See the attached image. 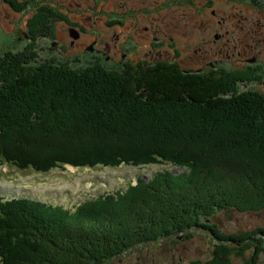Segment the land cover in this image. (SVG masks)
Wrapping results in <instances>:
<instances>
[{
  "label": "trees",
  "instance_id": "trees-1",
  "mask_svg": "<svg viewBox=\"0 0 264 264\" xmlns=\"http://www.w3.org/2000/svg\"><path fill=\"white\" fill-rule=\"evenodd\" d=\"M34 48L0 56V166L184 171L73 209L0 199V264H110L198 233L210 236L211 253L188 264H257L264 226L226 232L217 216L264 212V92L244 89L243 74L40 60Z\"/></svg>",
  "mask_w": 264,
  "mask_h": 264
},
{
  "label": "flooded vegetation",
  "instance_id": "flooded-vegetation-1",
  "mask_svg": "<svg viewBox=\"0 0 264 264\" xmlns=\"http://www.w3.org/2000/svg\"><path fill=\"white\" fill-rule=\"evenodd\" d=\"M0 29V54L37 42L34 49L48 58L109 68L156 60L224 74L230 66L244 70L243 87H264L255 78L264 74V0H0Z\"/></svg>",
  "mask_w": 264,
  "mask_h": 264
},
{
  "label": "rangeland",
  "instance_id": "rangeland-1",
  "mask_svg": "<svg viewBox=\"0 0 264 264\" xmlns=\"http://www.w3.org/2000/svg\"><path fill=\"white\" fill-rule=\"evenodd\" d=\"M181 14L184 15V13ZM94 17H96V14ZM166 27H168V34L174 37L176 41L183 40V34L176 32V28L170 23H167ZM4 34L0 29V41L3 40ZM192 41L185 42V44ZM196 44L200 45L198 41ZM34 45L37 49L40 47L37 42ZM41 45H44V43H41ZM9 54H12V52L7 51L4 54H0V56L4 57ZM38 56L40 60L47 58L45 54L38 53ZM53 60L63 62L62 60L64 59L55 57ZM68 60L72 63L77 61L73 58H68ZM68 60H64V62H69ZM82 64L85 63L82 62ZM256 64L262 69V65L259 62H252L253 69L257 67ZM247 66H249L248 63ZM228 68L224 73L230 74V76L244 71H234L230 66ZM255 78H260L264 81V74L255 76ZM247 87L253 89L255 85ZM247 87H244V89ZM257 89L264 92V87ZM166 170L176 175L184 171L170 164H159L144 168L120 166L113 169L103 167L94 169L73 168L66 166L64 168H55L47 174H42L36 173L32 169L21 170L4 165L0 166V199L24 196L52 203L53 205H61L66 209H73L86 200L105 194H114L117 191L124 192L129 185L136 183V178L148 182L154 173ZM217 218L220 221L221 229L231 233L252 231L259 226H264V212L259 214L220 213ZM209 237L198 233V235L190 239L182 236L178 240L154 243L150 247L136 248L126 256L113 260L110 264H188L197 260L205 261L209 259L212 249ZM257 264H264V254L259 256Z\"/></svg>",
  "mask_w": 264,
  "mask_h": 264
}]
</instances>
